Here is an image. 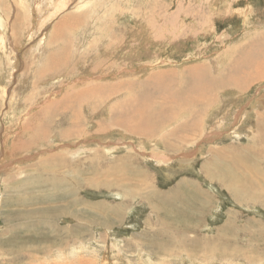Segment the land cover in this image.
Masks as SVG:
<instances>
[{
  "label": "rangeland",
  "instance_id": "1",
  "mask_svg": "<svg viewBox=\"0 0 264 264\" xmlns=\"http://www.w3.org/2000/svg\"><path fill=\"white\" fill-rule=\"evenodd\" d=\"M263 48L264 0H0V264H264Z\"/></svg>",
  "mask_w": 264,
  "mask_h": 264
},
{
  "label": "bare ground",
  "instance_id": "2",
  "mask_svg": "<svg viewBox=\"0 0 264 264\" xmlns=\"http://www.w3.org/2000/svg\"><path fill=\"white\" fill-rule=\"evenodd\" d=\"M215 11V10H214ZM77 18V17H76ZM74 19V18H73ZM72 20V19H71ZM68 21V20H67ZM66 21V22H67ZM77 22V21H76ZM74 23V22H73ZM75 24V23H74ZM60 30V29H59ZM63 30V29H62ZM62 33V32H61ZM63 34H65V33H63ZM57 35V34H56ZM59 38H61L59 35H57ZM92 36V35H91ZM172 36V35H171ZM64 37V36H63ZM98 39V38H97ZM55 40V39H54ZM52 41H53V39H52ZM63 41V40H62ZM96 41V40H95ZM164 41V40H163ZM188 42V41H187ZM53 43V42H52ZM55 44V43H54ZM98 44V43H97ZM65 45H67V44H65ZM95 45V44H94ZM241 45V44H240ZM57 47V46H56ZM101 47V46H100ZM49 48V47H48ZM71 49V48H70ZM58 50V49H57ZM99 50V49H98ZM49 51V50H48ZM71 51V50H70ZM102 51V50H101ZM262 51H263V53L261 54V55H259V54H253L252 56L250 55V54H248L247 56H248V58L247 59H249V62H251V61H253L252 62V68L253 69H255V70H259L260 69V67H261V74L262 73H264V69H263V67L262 66H264V48L262 49ZM69 52V51H68ZM260 53V52H259ZM55 54V53H54ZM71 54V53H70ZM128 54V53H127ZM66 56V55H65ZM67 56H68V53H67ZM124 56V55H123ZM198 56V55H197ZM70 56H68V58H69ZM218 57H219V55H218ZM67 58V57H66ZM239 58H241V57H239ZM47 60V59H46ZM62 60V59H61ZM66 60V59H65ZM95 60V59H94ZM220 60H223V59H220ZM241 60V59H240ZM68 61V60H67ZM52 62V61H51ZM97 62V61H96ZM239 62V61H238ZM237 62V63H238ZM63 63V62H62ZM64 64V63H63ZM46 65V64H45ZM55 66H57L56 64H54ZM59 65H62V64H59ZM43 66V65H42ZM171 66V65H170ZM211 66V65H210ZM210 66H208V68L210 69L211 67ZM213 66H215V64H213ZM46 67V66H45ZM68 67V66H67ZM147 67V66H146ZM42 68V67H41ZM66 68V67H65ZM223 68V67H222ZM43 69V68H42ZM108 69H109V71H110V68L108 67ZM144 69H146V68H144ZM153 69V68H152ZM244 69H245V67H244ZM48 70V69H47ZM53 70H56V69H53ZM59 70V69H58ZM62 70H64V69H62ZM121 70V69H120ZM195 70H196V68H195ZM194 70V71H195ZM202 70V69H201ZM200 70V71H201ZM43 71V70H42ZM196 71H198V70H196ZM199 71V72H200ZM37 72H38V70H37ZM51 72V71H50ZM118 72V71H117ZM198 72V73H199ZM250 72V71H249ZM48 73V72H47ZM46 73V74H47ZM52 73H54V72H52ZM89 73V72H88ZM91 73V72H90ZM104 73V72H103ZM110 73V72H109ZM116 73V72H115ZM132 73V72H131ZM195 73H197V72H195ZM255 73V72H254ZM36 74H38V73H36ZM44 73H41V75H43ZM50 74V73H49ZM49 74H47V75H49ZM58 74V73H57ZM111 74V73H110ZM121 74V73H120ZM129 75H131L130 73H128ZM260 74V75H261ZM53 75V74H52ZM107 75H109V74H107ZM106 75V76H107ZM117 75V74H116ZM128 75V76H129ZM194 75V74H193ZM196 75V74H195ZM264 75V74H263ZM124 76H126V75H124ZM42 77V76H41ZM56 77H57V75H56ZM131 77V76H130ZM195 77V76H194ZM193 77V78H194ZM235 77L236 76H233V79H230V81L229 80H227V81H229V83L228 84H231L232 86L233 85H235V84H237L236 83V79H235ZM102 78V77H101ZM197 78V77H196ZM52 79V78H51ZM118 79V78H117ZM211 79V78H210ZM193 80H195V79H193ZM198 80V79H197ZM212 80V79H211ZM2 82V81H1ZM194 82V81H193ZM196 82V81H195ZM204 83V82H203ZM44 84V83H43ZM42 84V85H43ZM42 85H40V86H42ZM175 85V84H174ZM198 85V84H197ZM199 86V85H198ZM236 86V85H235ZM168 87H171L170 85L168 86ZM172 87H173V85H172ZM195 88H196V86H195ZM238 89V88H237ZM169 90H170V88H169ZM196 90V89H195ZM197 91V90H196ZM31 93V92H30ZM41 93V92H40ZM39 93V94H40ZM204 93V92H203ZM206 93V92H205ZM199 94V93H198ZM200 94H202V93H200ZM65 95V94H64ZM188 95V94H187ZM38 96V95H37ZM41 97H42V95H40ZM175 96V95H174ZM262 96V95H261ZM41 97H39V98H41ZM62 97V96H61ZM193 99V98H192ZM25 100V99H24ZM23 100V101H24ZM33 100V99H32ZM264 100V99H263ZM106 102V101H105ZM28 103V102H27ZM194 103V102H193ZM192 103V104H193ZM208 103H209V101H208ZM232 105V104H231ZM28 108V107H27ZM90 108V107H89ZM51 109V108H50ZM49 109V110H50ZM183 110V109H182ZM25 111V110H24ZM169 111V110H168ZM184 111V110H183ZM187 112V111H186ZM46 113H47V110H46ZM185 114V113H184ZM248 114V113H247ZM41 115V114H40ZM49 115V114H48ZM32 116V115H31ZM44 116V115H43ZM180 118V117H179ZM39 119V118H38ZM38 119H36V120H38ZM244 119V118H243ZM35 120V119H34ZM128 120V119H127ZM236 120V119H235ZM88 121V120H87ZM127 123V122H126ZM130 123V122H129ZM128 123V124H129ZM186 123V122H185ZM27 124V123H26ZM25 124V125H26ZM95 124V123H94ZM176 124V123H175ZM39 126V125H38ZM129 126H130V124H129ZM184 126V125H183ZM264 126V125H263ZM262 126V128L264 129V127ZM180 127V126H179ZM26 128H27V126H26ZM87 129V128H86ZM262 129V130H263ZM32 130V129H31ZM76 130V129H75ZM79 130V129H78ZM129 130V129H128ZM236 130V129H235ZM46 131V130H45ZM264 132V131H263ZM21 133V132H20ZM26 134H27V132H26ZM30 134V133H29ZM78 135V134H77ZM260 135V134H259ZM18 136V135H17ZM28 136V135H27ZM34 137V136H33ZM77 137V136H76ZM32 138V137H31ZM157 138H159V137H157ZM123 140V139H122ZM261 140V139H260ZM50 141V140H49ZM37 142V141H36ZM257 144V143H256ZM254 144H252L251 146H253ZM261 146V145H260ZM264 146V145H263ZM251 148V147H250ZM253 153H255L254 151H255V149H257V145H255V146H253ZM249 149V148H248ZM24 151V150H23ZM248 152V151H247ZM110 153H111V151H110ZM239 153V152H238ZM29 154V153H28ZM261 154V153H260ZM18 155V154H17ZM263 156H264V153L262 154ZM33 157V156H32ZM248 157V156H247ZM30 158V157H29ZM259 158V157H258ZM184 162V161H183ZM77 165V164H76ZM103 165V164H102ZM220 168V167H219ZM172 172V171H171ZM227 170L226 169H224V168H221L220 169V173H219V177H220V179H223V177H224V179L226 180V178H227ZM218 173H217V175H218ZM226 173V174H225ZM211 175V174H210ZM213 177V176H212ZM222 177V178H221ZM232 177V176H231ZM46 178V177H45ZM54 181V180H53ZM221 181V180H220ZM224 183V182H223ZM232 189H234V191L235 192H237V190H236V188H232ZM246 193H247V191H246ZM236 195V194H235ZM248 198V197H247ZM105 215V214H104ZM112 217V216H111ZM110 217V218H111ZM110 220V219H109ZM44 224V223H43ZM20 254V253H19Z\"/></svg>",
  "mask_w": 264,
  "mask_h": 264
}]
</instances>
